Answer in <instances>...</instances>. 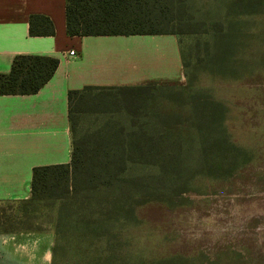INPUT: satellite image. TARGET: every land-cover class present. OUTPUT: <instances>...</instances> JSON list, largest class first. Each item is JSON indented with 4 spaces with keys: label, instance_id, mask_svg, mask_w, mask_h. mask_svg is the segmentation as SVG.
<instances>
[{
    "label": "trees",
    "instance_id": "16d2710c",
    "mask_svg": "<svg viewBox=\"0 0 264 264\" xmlns=\"http://www.w3.org/2000/svg\"><path fill=\"white\" fill-rule=\"evenodd\" d=\"M66 24L70 37L176 36L180 47L181 36L206 39L191 48L197 66L180 49L187 83L172 87L174 107L166 111H146L149 103L135 113L126 110L128 115L120 119L108 118L96 129L82 128L81 114L97 107L95 98L118 88L88 86L69 92L71 162L35 167L31 198L20 203L27 220H40L38 213L55 211L51 264H60L73 246L86 254L84 264H220V256L211 262L203 253L141 258L131 249L133 238L126 232L139 221V209L147 203H162L171 210L189 204L184 194H202L208 186L224 188L264 154L236 142L227 126L229 108L195 84L199 69L224 76L237 72L238 55L248 51L249 41H244L251 38V30L260 32L256 39L264 44V0H67ZM30 35L54 36L52 20L31 16ZM59 65L53 57L17 56L10 73L0 74V95L39 93ZM170 84L175 83L125 88L154 93ZM3 219L1 225L8 222ZM19 224L15 230L0 231L43 230L40 225ZM227 250L244 258L230 247Z\"/></svg>",
    "mask_w": 264,
    "mask_h": 264
},
{
    "label": "rangeland",
    "instance_id": "374dc122",
    "mask_svg": "<svg viewBox=\"0 0 264 264\" xmlns=\"http://www.w3.org/2000/svg\"><path fill=\"white\" fill-rule=\"evenodd\" d=\"M259 35L260 32L251 30L248 35L251 38L245 39L244 44L249 41V46L245 45L248 51L239 53L237 72L224 76L199 69L195 84L198 88L210 90L229 108L227 126L236 142L264 152V44L256 39ZM205 39L199 35L181 36L180 47L176 36L112 38V44L95 52L102 54L96 65L97 72H109L119 82L132 85L175 84L158 88L154 93L124 87L99 93L101 95L94 100L97 107L93 109L91 106L92 111L81 114L80 127L96 129L108 118L120 119L128 115L126 110L135 113L149 103L146 111H166L174 107L170 101L175 97L172 87L187 83L186 77L182 79L180 49L197 66L196 59L190 56L191 48ZM93 49L84 46L86 57L92 58ZM226 186L225 189L208 186L202 194L188 192L183 196L190 203L183 202L174 210L155 201L141 207L139 221L126 232L133 238L130 247L135 255L154 259L176 253L187 257L203 253L211 262L220 256V264H264V154L251 160ZM20 203H0V218H4L2 222L8 219L7 223L0 224V228L15 230L22 226L19 223H24L27 226L40 225L43 230L37 234L47 236V233L54 232L55 211L38 213L42 217L40 220H27L21 215L24 209ZM32 215L30 213L29 217ZM228 247L240 252L244 258L237 259L228 252ZM85 255L80 247L73 246L60 264H84Z\"/></svg>",
    "mask_w": 264,
    "mask_h": 264
},
{
    "label": "crops",
    "instance_id": "0c3cea01",
    "mask_svg": "<svg viewBox=\"0 0 264 264\" xmlns=\"http://www.w3.org/2000/svg\"><path fill=\"white\" fill-rule=\"evenodd\" d=\"M66 4L67 0H0V74H9L19 55L48 56L60 61L54 77L39 93L0 95V203L31 198L35 167L71 162L70 91L88 86L125 88L148 84L122 83L109 72H97L102 54H95L96 50L112 44L111 39L119 36H68ZM33 15L50 18L55 35L31 36ZM84 46L94 48L92 58L86 57ZM71 52L75 55L71 56ZM183 76L182 62V79ZM54 240V232L47 236L0 233V264H51Z\"/></svg>",
    "mask_w": 264,
    "mask_h": 264
},
{
    "label": "built area",
    "instance_id": "2783aa9c",
    "mask_svg": "<svg viewBox=\"0 0 264 264\" xmlns=\"http://www.w3.org/2000/svg\"><path fill=\"white\" fill-rule=\"evenodd\" d=\"M70 55H71V56H74V55H75V53H74V52H71V53H70Z\"/></svg>",
    "mask_w": 264,
    "mask_h": 264
}]
</instances>
